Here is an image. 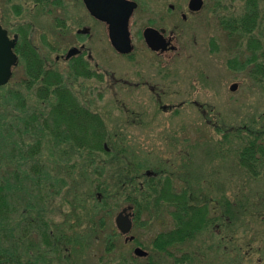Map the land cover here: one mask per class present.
<instances>
[{
  "label": "rangeland",
  "instance_id": "1",
  "mask_svg": "<svg viewBox=\"0 0 264 264\" xmlns=\"http://www.w3.org/2000/svg\"><path fill=\"white\" fill-rule=\"evenodd\" d=\"M130 1L137 3L130 20L134 50L123 56L111 47L106 26L91 20L82 0H0V23L10 38L21 30L27 33L46 69L57 72L81 105L102 118L106 137L103 150L81 151L52 139L39 122L25 127L26 120L45 116L49 109L36 97V85L28 87L19 61L0 88V183L40 162L46 189L33 194L30 216L38 213L48 225L78 238L62 243L61 264H173L183 255L192 258L185 264H264V159L256 166L257 176L238 162L246 130L264 128V73H251L253 63L248 62L255 54L250 39L264 47V0H255L257 26L246 34L236 27L247 12V0H203L202 10L194 14L188 12L189 0ZM169 4L177 10L176 51L161 58L148 50L141 32L150 21L171 23ZM83 28H89L87 36L77 34ZM80 46L86 51L80 57L86 60V75L75 74L73 61L63 59ZM233 84L235 91L230 90ZM35 141L40 154L26 162L20 149ZM120 170L123 180L129 171L145 191L148 172L155 183L168 181L172 195H185L190 206L205 208L209 226L168 249L170 256L154 249V238L175 228L176 206L168 200L153 206L137 194L115 191ZM129 198L138 199L141 211L132 208L133 227L125 238L115 218L133 206ZM75 202L83 209H72ZM91 211L96 221L102 217V224H90ZM21 214L17 209L14 219ZM33 232L28 239L32 248L42 233ZM137 247L148 257L136 256ZM45 252L46 260L55 257L52 250Z\"/></svg>",
  "mask_w": 264,
  "mask_h": 264
},
{
  "label": "trees",
  "instance_id": "2",
  "mask_svg": "<svg viewBox=\"0 0 264 264\" xmlns=\"http://www.w3.org/2000/svg\"><path fill=\"white\" fill-rule=\"evenodd\" d=\"M37 1L41 2L42 0ZM246 4L247 12L240 17L242 18L241 20H256L258 16L256 1L247 0ZM230 20H238V18H230ZM231 24L232 22L226 24L228 29H230L231 26L229 25ZM237 28L238 26L236 30ZM19 33L20 39L15 51L24 66L26 82L28 87L36 85V97L49 109V113L45 116L41 115L39 118L31 117L30 122L26 120L25 127L26 125H31L34 121L39 122L40 127L46 130L52 139L56 141L70 143L71 146L81 151L103 150L106 137L102 118L81 105L71 90L63 85L61 76L57 72L46 69L45 61L37 53V48L31 44L27 33L23 30L19 31ZM228 33H230L229 30ZM73 64L76 71L75 74H87L86 63L80 57ZM25 129L27 130V128ZM39 143L35 141L33 145L23 146L20 149L23 155L21 159L27 162L29 159L37 158L40 154ZM11 152L14 153L16 150L12 149ZM263 159L264 142L259 140V136L255 137L253 135L251 138H240L238 162L242 168L247 169L252 176H257L256 166ZM23 169L24 174L12 172V175L4 178L2 183H0V264H53L55 260L61 264L63 263L61 260L62 243L72 244L77 242L78 238L69 237L59 230L60 226L58 225H48L38 213L34 212L37 215L36 218L30 216V212H32L31 202L34 201L32 198L33 194L43 193V190L46 189L43 183L45 179H43V166L38 161L33 168L31 166L26 168V170L24 167ZM117 177L118 181L114 185V189L119 191V193L125 191L129 195L137 194L140 197H144L146 202H151L153 206H156L158 202L163 203L167 200L168 204L176 206V211L172 214L176 222L175 228L163 232L154 238V249L164 251L170 256L172 253L168 249L173 248L177 244L193 240L195 233L209 226L208 214L205 208L203 206H190L189 202L185 200V195H172L168 181L164 185L155 183V180L147 178L149 188L147 189L148 191H145L141 188L142 185L137 183V178L129 175V171L124 175V180L122 179V170H120V174ZM130 187V190H126ZM129 199V203L141 211V208L136 206L138 199ZM76 202L71 208L74 210L76 208L83 209ZM97 205L92 210L94 215L97 214V209H99ZM17 209L20 212L22 211V214L16 221L13 214ZM23 211H26V213ZM94 215L92 212L90 224H96L97 226L102 224V217H99L96 221L95 217L97 216ZM47 226L53 227L58 232L49 231ZM15 228H17V236L14 234ZM37 230H41L42 233L39 235L38 244L31 243L34 247L32 248L28 243V239L35 234L33 231L36 232ZM93 231L91 233H94ZM45 246H51V248L49 247L45 250H52L55 255L54 258L45 259L44 254L46 252L43 249ZM34 250H36L35 253H38V251L41 253L34 255L32 253ZM62 258L65 259V257ZM187 262H192V258L183 255L175 258L173 264H185Z\"/></svg>",
  "mask_w": 264,
  "mask_h": 264
},
{
  "label": "water",
  "instance_id": "3",
  "mask_svg": "<svg viewBox=\"0 0 264 264\" xmlns=\"http://www.w3.org/2000/svg\"><path fill=\"white\" fill-rule=\"evenodd\" d=\"M83 3L92 17L107 25L108 38L114 50L119 54H129L133 50V46L128 25L129 19L136 9V3L128 0H83ZM202 5V0H190L188 7L191 11H199ZM87 32L88 30L84 29L78 33L86 34ZM161 38L162 36L152 29H146L144 32L145 43L152 51L165 50L166 44ZM16 42L17 36L10 39L0 25V87L9 82L12 69L18 63V57L14 52ZM78 53L79 50L73 47L67 52L66 59ZM235 89L236 85L231 86V90L234 91ZM130 209H123L115 218V225L123 235L128 234L132 228L131 213L128 212ZM134 254L139 257L147 255L140 248H136Z\"/></svg>",
  "mask_w": 264,
  "mask_h": 264
},
{
  "label": "flooded vegetation",
  "instance_id": "4",
  "mask_svg": "<svg viewBox=\"0 0 264 264\" xmlns=\"http://www.w3.org/2000/svg\"><path fill=\"white\" fill-rule=\"evenodd\" d=\"M35 2L38 4H43V3H47L49 2V0H42L41 2H38L37 0H35ZM187 9H188V12L190 14H194L195 12L194 11H191L188 7V4H187ZM167 14L168 16H170L172 18V20H167V22H170L169 24H165V25H162L161 23L162 20H159V22H154V21H150L147 25L144 26L142 32H141V35H142V38L145 42V39H144V32L146 29H152L156 32H158L165 42L166 44V48L164 51H159V52H152L150 51L151 53L155 54L157 57H161V58H164V56L166 55H169L170 53L172 52H175L176 49H171L172 47L176 48L175 46V42H176V34H177V30H178V20L177 19V10H176V6L172 5V4H169L167 6ZM91 20H96L92 17H90ZM182 19L183 21L185 22L186 20V15L185 14H182ZM54 20H65L63 18H56ZM67 20V19H66ZM131 20V19H130ZM164 22L166 20H163ZM257 21L258 20H238V30H240L241 32H243L244 34L246 33H251L253 32V30L255 29V27L257 26ZM106 26V25H105ZM107 28V27H106ZM89 29V28H88ZM81 31V30H78L77 33ZM129 31H130V21H129ZM89 34V30H88V33L84 36H87ZM131 35V33H130ZM14 36H17L18 37V40L20 39V33L19 31L17 32V34H14L12 37ZM248 47L252 50H254V56L253 58H251L250 60H248L249 63H253V67L251 69V73L253 72L254 74L256 75H260L262 73H264V47L261 43L260 45V41L258 39H250L249 40V44H248ZM81 51L80 53H78L77 55H74V57H71L69 58L68 60H66L65 58L64 61L66 62H71V61H75L78 57H82L83 54H85V48L84 46H80L79 48ZM62 56H59L56 58V60H59ZM89 57V55H88ZM85 63H86V60H83ZM87 65V64H86ZM238 68L240 69H244V65L242 64H238ZM261 76V75H260ZM262 78V77H261ZM261 82V80H260ZM259 119H257V121H259ZM256 121V123H258ZM264 121V120H262ZM246 135L244 137H241V138H246V137H249L251 138L253 135L256 136H259V140L260 141H263L264 142V128H261L259 127L258 128H253V129H248L246 130ZM148 176H151V174L147 173ZM132 207V206H130ZM133 219V218H132ZM119 233V232H118ZM120 234V233H119ZM122 235V234H120ZM125 238H127L128 235H123ZM132 238V239H130ZM129 238V242H133L134 241V238L130 236ZM126 241V240H125ZM148 257V256H147ZM146 256L145 257H142V258H147Z\"/></svg>",
  "mask_w": 264,
  "mask_h": 264
}]
</instances>
